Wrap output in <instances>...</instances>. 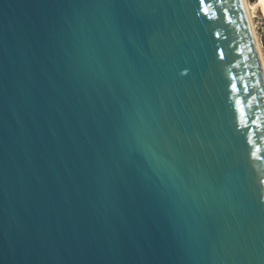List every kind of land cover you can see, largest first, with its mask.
<instances>
[{
    "label": "water",
    "instance_id": "95a60500",
    "mask_svg": "<svg viewBox=\"0 0 264 264\" xmlns=\"http://www.w3.org/2000/svg\"><path fill=\"white\" fill-rule=\"evenodd\" d=\"M0 264H264L244 0H0Z\"/></svg>",
    "mask_w": 264,
    "mask_h": 264
},
{
    "label": "bare ground",
    "instance_id": "6f19581e",
    "mask_svg": "<svg viewBox=\"0 0 264 264\" xmlns=\"http://www.w3.org/2000/svg\"><path fill=\"white\" fill-rule=\"evenodd\" d=\"M244 5H245L246 11H247L248 19H249V22H250L256 43H257V47H258V51H259L261 61L264 64V58H263L262 53H261L260 44H259L258 38L256 36L254 24H253V17H254V12H255L256 8H259V10L262 14V17L264 19V0H256L253 3H250V2H247L246 0H244Z\"/></svg>",
    "mask_w": 264,
    "mask_h": 264
},
{
    "label": "rangeland",
    "instance_id": "374dc122",
    "mask_svg": "<svg viewBox=\"0 0 264 264\" xmlns=\"http://www.w3.org/2000/svg\"><path fill=\"white\" fill-rule=\"evenodd\" d=\"M246 1L253 3L256 0H254V1L246 0ZM253 24H254L256 36H257L259 44H260L261 53H262V56L264 58V19L262 17V14H261L259 8L255 9L254 17H253Z\"/></svg>",
    "mask_w": 264,
    "mask_h": 264
},
{
    "label": "snow or ice",
    "instance_id": "6c2138e0",
    "mask_svg": "<svg viewBox=\"0 0 264 264\" xmlns=\"http://www.w3.org/2000/svg\"><path fill=\"white\" fill-rule=\"evenodd\" d=\"M205 3H206V0H200L201 5H204ZM201 11L202 12L205 11L204 8H201ZM182 75H187V72H183ZM233 88L235 89V85H233Z\"/></svg>",
    "mask_w": 264,
    "mask_h": 264
},
{
    "label": "trees",
    "instance_id": "16d2710c",
    "mask_svg": "<svg viewBox=\"0 0 264 264\" xmlns=\"http://www.w3.org/2000/svg\"><path fill=\"white\" fill-rule=\"evenodd\" d=\"M250 1H254V0H250Z\"/></svg>",
    "mask_w": 264,
    "mask_h": 264
}]
</instances>
